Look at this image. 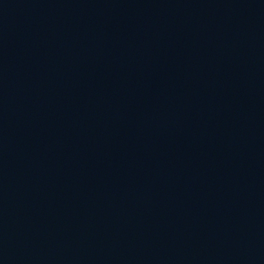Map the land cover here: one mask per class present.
<instances>
[{
	"label": "water",
	"instance_id": "water-1",
	"mask_svg": "<svg viewBox=\"0 0 264 264\" xmlns=\"http://www.w3.org/2000/svg\"><path fill=\"white\" fill-rule=\"evenodd\" d=\"M0 264H264V0H0Z\"/></svg>",
	"mask_w": 264,
	"mask_h": 264
}]
</instances>
